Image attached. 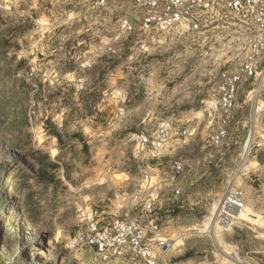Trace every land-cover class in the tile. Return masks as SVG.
I'll list each match as a JSON object with an SVG mask.
<instances>
[{"label": "rangeland", "instance_id": "1", "mask_svg": "<svg viewBox=\"0 0 264 264\" xmlns=\"http://www.w3.org/2000/svg\"><path fill=\"white\" fill-rule=\"evenodd\" d=\"M113 10L0 0V264H101L92 250L72 247L77 223L85 211L114 215L140 201L132 151L160 120L191 133L174 138L162 159H184L183 189L164 193L153 217L170 239L189 233L166 258L264 264V111L240 93L217 146L201 117L216 74L241 58L234 27L168 32L144 49L116 33ZM258 99L264 105V87ZM229 187L243 190L254 221L201 232Z\"/></svg>", "mask_w": 264, "mask_h": 264}, {"label": "built area", "instance_id": "2", "mask_svg": "<svg viewBox=\"0 0 264 264\" xmlns=\"http://www.w3.org/2000/svg\"><path fill=\"white\" fill-rule=\"evenodd\" d=\"M84 1L94 9L114 8L116 33L135 36L144 49L149 38L168 32L194 35L234 27L241 58L233 68L216 74L203 103L201 117L208 145H220L229 136L240 93H244L243 103H250L254 112L264 111L258 102L264 87V0ZM107 49L111 51L112 45ZM190 134L188 127H175L166 120L141 132L132 151L133 160L142 167L140 201L114 215L85 211L77 223L72 247L92 250L101 264H129V260L131 264H182L166 258L174 243L153 213L164 193L182 194L184 159L177 155L164 162L162 159L174 138L184 141ZM244 206L243 190L230 188L217 200L216 223L231 226L237 219L236 211Z\"/></svg>", "mask_w": 264, "mask_h": 264}, {"label": "bare ground", "instance_id": "3", "mask_svg": "<svg viewBox=\"0 0 264 264\" xmlns=\"http://www.w3.org/2000/svg\"><path fill=\"white\" fill-rule=\"evenodd\" d=\"M251 137H252V133L249 134V136L247 137V139L244 143V146H243L244 151L242 153L243 157L247 154V152L249 150ZM228 189H230V187ZM216 203H217V201H216ZM216 203H215V208H216ZM10 211H12V210H10ZM236 214H237V220L240 219V220H249V221L252 220V221H254V219L252 217H256L255 213L253 211H251L248 207L243 208L241 211H236ZM214 215H215V212L213 213V215H210L209 217H207L206 221L202 224L203 225L202 229L200 228L201 232L202 231L204 232V230L211 232L216 227H218L217 226L218 224L216 223V221L214 219ZM195 229H197V227ZM188 234L189 233L174 237L172 239L174 241V245H173L174 247H172V248L180 246L182 244L183 239L186 237V235L188 236Z\"/></svg>", "mask_w": 264, "mask_h": 264}]
</instances>
